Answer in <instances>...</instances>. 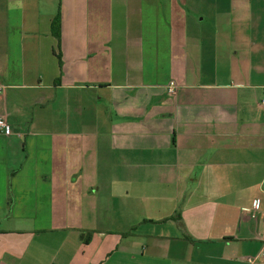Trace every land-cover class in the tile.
Masks as SVG:
<instances>
[{
	"label": "crops",
	"instance_id": "0c3cea01",
	"mask_svg": "<svg viewBox=\"0 0 264 264\" xmlns=\"http://www.w3.org/2000/svg\"><path fill=\"white\" fill-rule=\"evenodd\" d=\"M0 116V264H264V0H0Z\"/></svg>",
	"mask_w": 264,
	"mask_h": 264
},
{
	"label": "built area",
	"instance_id": "2783aa9c",
	"mask_svg": "<svg viewBox=\"0 0 264 264\" xmlns=\"http://www.w3.org/2000/svg\"><path fill=\"white\" fill-rule=\"evenodd\" d=\"M176 91V83L175 82H171L170 86H169V92L171 94H174ZM0 134L4 135V136H11L13 134V127L12 125L7 121V119L5 117L0 116ZM258 208V204H254L253 209H257ZM252 261V260H250Z\"/></svg>",
	"mask_w": 264,
	"mask_h": 264
},
{
	"label": "trees",
	"instance_id": "16d2710c",
	"mask_svg": "<svg viewBox=\"0 0 264 264\" xmlns=\"http://www.w3.org/2000/svg\"><path fill=\"white\" fill-rule=\"evenodd\" d=\"M52 32L56 36V38H60L61 34V23H60V17L59 15L56 16V18L53 20L52 23Z\"/></svg>",
	"mask_w": 264,
	"mask_h": 264
}]
</instances>
